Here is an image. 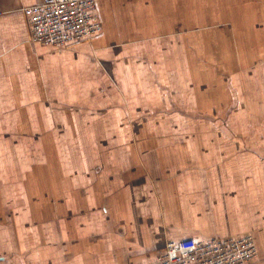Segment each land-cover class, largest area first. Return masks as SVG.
Returning <instances> with one entry per match:
<instances>
[{
	"label": "crops",
	"instance_id": "1",
	"mask_svg": "<svg viewBox=\"0 0 264 264\" xmlns=\"http://www.w3.org/2000/svg\"><path fill=\"white\" fill-rule=\"evenodd\" d=\"M0 0V264H146L255 236L264 264V0H97L31 41Z\"/></svg>",
	"mask_w": 264,
	"mask_h": 264
},
{
	"label": "built area",
	"instance_id": "2",
	"mask_svg": "<svg viewBox=\"0 0 264 264\" xmlns=\"http://www.w3.org/2000/svg\"><path fill=\"white\" fill-rule=\"evenodd\" d=\"M31 41L68 48L102 30L97 0H42L25 5ZM259 257L253 233L168 240L146 264H255Z\"/></svg>",
	"mask_w": 264,
	"mask_h": 264
}]
</instances>
